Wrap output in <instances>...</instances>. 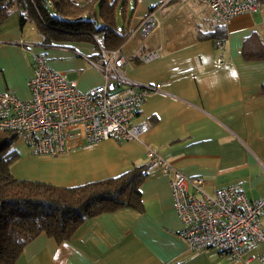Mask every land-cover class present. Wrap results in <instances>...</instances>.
I'll return each mask as SVG.
<instances>
[{"label":"crops","instance_id":"obj_1","mask_svg":"<svg viewBox=\"0 0 264 264\" xmlns=\"http://www.w3.org/2000/svg\"><path fill=\"white\" fill-rule=\"evenodd\" d=\"M135 1L128 26L136 29L151 8L161 22L143 42H132V37L123 48L125 76L141 85L160 86L135 118L147 121L149 129L139 141L108 139L54 157L19 154L12 175L73 188L144 167L150 148L178 172L204 179L209 193L232 185L249 200L263 197L264 62L244 61L241 48L252 33L264 40V9L233 17L224 25L226 41L218 47L219 42L202 35L222 24L196 0ZM158 31L159 42L154 36ZM40 39L31 27L21 30L17 13L0 25V91L29 99L26 83L33 53L44 55L53 71L66 73L79 92L102 83L93 66L100 62L93 45L42 48ZM158 47L157 59L141 61V54ZM168 181L160 169L148 172L140 186L141 212L124 208L91 218L60 245L40 234L15 264H264L257 260L264 243L238 260L215 250H190L179 236L181 223ZM258 224L264 230V211Z\"/></svg>","mask_w":264,"mask_h":264},{"label":"built area","instance_id":"obj_2","mask_svg":"<svg viewBox=\"0 0 264 264\" xmlns=\"http://www.w3.org/2000/svg\"><path fill=\"white\" fill-rule=\"evenodd\" d=\"M222 25L241 14L253 15L260 8L254 0H196ZM161 22L149 11L136 28H127L128 40L141 41L159 28ZM99 44L100 38H95ZM124 45L97 49L100 62L93 64L102 83L89 92H79L66 73L53 71L47 58L31 56L27 80L28 100L0 91V132L14 134L34 156L54 157L81 145H94L113 139L139 141L149 123L136 121L146 99L160 91L159 85H141L124 74ZM221 46L220 43L217 44ZM158 47L140 55L143 63L159 57ZM221 64V59L217 60ZM143 174L160 169L169 175L172 207L181 223L179 236L194 252L215 250L231 260L264 243V230L258 219L264 211V196L249 200L236 186H225L209 193L199 176H186L173 169L154 150L146 152ZM264 262V251L257 257Z\"/></svg>","mask_w":264,"mask_h":264},{"label":"trees","instance_id":"obj_3","mask_svg":"<svg viewBox=\"0 0 264 264\" xmlns=\"http://www.w3.org/2000/svg\"><path fill=\"white\" fill-rule=\"evenodd\" d=\"M264 9V0H254ZM127 0H0V25L17 13L21 30L31 27L38 46L51 48L72 43L114 50L128 41L125 17ZM170 3V1H169ZM151 8L150 11H154ZM122 17L118 27L117 16ZM100 37L99 44L95 41ZM203 38L224 44L226 28L215 24ZM242 59L264 62V40L252 33L242 41ZM264 94V84L261 85ZM17 137L0 132V264H15L23 249L40 234L60 245L68 241L87 220L128 208L141 212L140 186L146 174L137 167L115 177L73 188L21 180L11 173L19 158L12 145Z\"/></svg>","mask_w":264,"mask_h":264},{"label":"rangeland","instance_id":"obj_4","mask_svg":"<svg viewBox=\"0 0 264 264\" xmlns=\"http://www.w3.org/2000/svg\"><path fill=\"white\" fill-rule=\"evenodd\" d=\"M79 4H84L87 0H76ZM174 3V2H173ZM135 5H136V1L135 0H127V3H126V7H125V17L128 19L130 16H131V13L132 11L134 10L135 8ZM170 5V4H169ZM171 5H173L171 3ZM158 7V6H157ZM156 14L158 15V17L161 19V12L160 10L158 9ZM117 23H118V27H121L122 25V17L120 15L117 16ZM161 26V25H160ZM129 28L132 29V26H128ZM160 28V27H159ZM157 28V29H159ZM155 34V35H154ZM153 35L155 36V38L157 39V42H159V34L160 32H156L154 33ZM98 38V41H99V38L100 37H97ZM154 37L152 36L149 41L153 40ZM133 41L132 42H136V41H140V42H143V40L141 41L138 37L136 38H133L132 39ZM20 139L19 138H16L13 145H12V148L15 150V152L17 154H31L28 147L19 141Z\"/></svg>","mask_w":264,"mask_h":264}]
</instances>
